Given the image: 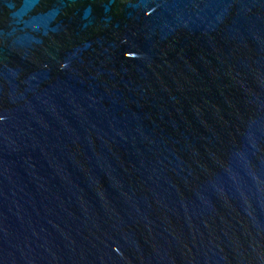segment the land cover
<instances>
[{
	"label": "water",
	"instance_id": "obj_1",
	"mask_svg": "<svg viewBox=\"0 0 264 264\" xmlns=\"http://www.w3.org/2000/svg\"><path fill=\"white\" fill-rule=\"evenodd\" d=\"M0 264H264V0H0Z\"/></svg>",
	"mask_w": 264,
	"mask_h": 264
}]
</instances>
